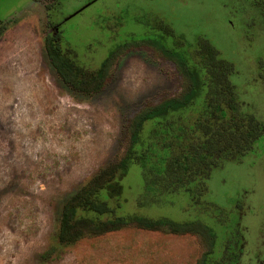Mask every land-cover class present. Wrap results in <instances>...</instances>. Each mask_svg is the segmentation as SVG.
I'll use <instances>...</instances> for the list:
<instances>
[{
    "label": "rangeland",
    "instance_id": "374dc122",
    "mask_svg": "<svg viewBox=\"0 0 264 264\" xmlns=\"http://www.w3.org/2000/svg\"><path fill=\"white\" fill-rule=\"evenodd\" d=\"M53 3L0 0V264H218L238 214L250 253L264 240V132L240 161L211 170L207 213L185 191L141 207L142 168L129 167L119 213L202 220L216 234L206 258L209 239L201 231L132 225L70 243L58 234L65 203L130 146L135 114L187 89L176 62L144 41L174 46L161 22L190 48L203 37L232 62L244 109L264 124V0H58L48 11ZM59 31L62 47L91 67L127 43L102 91L76 92L60 78L45 45Z\"/></svg>",
    "mask_w": 264,
    "mask_h": 264
},
{
    "label": "trees",
    "instance_id": "16d2710c",
    "mask_svg": "<svg viewBox=\"0 0 264 264\" xmlns=\"http://www.w3.org/2000/svg\"><path fill=\"white\" fill-rule=\"evenodd\" d=\"M57 1L48 5L47 10ZM159 27L174 37L173 47L159 38L144 41L176 62L187 80V89L135 114L129 125L130 146L124 155L65 203L58 234L62 243L75 242L86 233L134 225L175 233L201 231L209 239L205 258L213 252L216 234L200 219L180 222L166 216L119 213L124 202V179L133 162L141 166L144 179L138 197L141 207L160 204L164 195L185 191L192 204L200 205V212L207 213L213 204L203 197L208 191L211 170L225 160L240 161L264 132V124L247 112L239 99L230 78L233 63L222 58L206 38H199L196 46L190 48L168 24L161 22ZM60 33L45 38L48 55L60 78L76 92L90 95L102 91L118 50L127 43L112 50L98 67H91L79 61L74 48L62 47ZM214 209L217 213L223 211L215 205ZM206 261L201 264H207Z\"/></svg>",
    "mask_w": 264,
    "mask_h": 264
},
{
    "label": "flooded vegetation",
    "instance_id": "af4514ba",
    "mask_svg": "<svg viewBox=\"0 0 264 264\" xmlns=\"http://www.w3.org/2000/svg\"><path fill=\"white\" fill-rule=\"evenodd\" d=\"M264 15V8L258 3ZM242 215L238 214L234 222H230V228L226 232L223 247L220 252L221 261L218 264H264V240L256 243V248L250 246L248 252V240L242 226ZM262 239V238H261ZM213 255V254H212Z\"/></svg>",
    "mask_w": 264,
    "mask_h": 264
}]
</instances>
